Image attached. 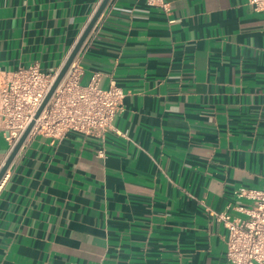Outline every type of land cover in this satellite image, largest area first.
Here are the masks:
<instances>
[{
	"label": "crops",
	"instance_id": "crops-1",
	"mask_svg": "<svg viewBox=\"0 0 264 264\" xmlns=\"http://www.w3.org/2000/svg\"><path fill=\"white\" fill-rule=\"evenodd\" d=\"M109 0L80 82L124 91L104 137L27 139L0 184V264H226L216 213L264 178V11ZM101 0H0V77L61 69ZM100 150L103 154H100ZM9 144L0 126V168Z\"/></svg>",
	"mask_w": 264,
	"mask_h": 264
},
{
	"label": "built area",
	"instance_id": "built-area-1",
	"mask_svg": "<svg viewBox=\"0 0 264 264\" xmlns=\"http://www.w3.org/2000/svg\"><path fill=\"white\" fill-rule=\"evenodd\" d=\"M147 2L170 12L164 0ZM248 3L253 9L264 11V0H248ZM81 68L76 56L37 117L59 70L46 72L38 63H32L3 72L0 126L10 152L32 121L25 141L38 133L60 138L69 131L104 137L113 128L114 119L122 108L123 89L113 82L108 88L101 87L99 72H95L87 84H82ZM99 152L103 154L102 150ZM234 195L249 200L250 204L228 205L244 213V217L232 216L228 210L215 214L228 229L226 264H264V178L261 187L239 186Z\"/></svg>",
	"mask_w": 264,
	"mask_h": 264
},
{
	"label": "water",
	"instance_id": "water-1",
	"mask_svg": "<svg viewBox=\"0 0 264 264\" xmlns=\"http://www.w3.org/2000/svg\"><path fill=\"white\" fill-rule=\"evenodd\" d=\"M108 1L109 0H101V2L99 3L97 9L95 10V12L92 15L91 19L89 20L87 26L85 27V29L81 33L80 37L78 38L76 44L74 45V47H73L71 53L69 54L68 58L66 59L65 63L63 64L61 69L58 71L57 77H56L51 89L49 90L48 94L46 95L41 107L38 109L35 117H37L39 115V113L41 112V110L44 107L45 103L48 101V99L52 95L53 91L55 90V88L57 87L59 82L61 81L62 77L66 73V71H67L68 67L70 66L71 62L73 61V59L78 54L83 42L85 41V39L89 35L90 31L92 30L93 26L95 25L96 21L98 20V18L102 14V12H103L106 4L108 3ZM33 123H34V121H32L30 123V125L27 127V129L24 131L23 135L21 136V138L19 139V141L15 145V147L12 149V151L9 153L8 157L6 158L4 164L2 165V167L0 169V180L2 179L4 174L6 173V171H7L8 167H9V165L11 164L13 158L15 157V155L18 152V150L20 149V147L22 146L23 142L25 141V139H26V137H27V135H28Z\"/></svg>",
	"mask_w": 264,
	"mask_h": 264
}]
</instances>
